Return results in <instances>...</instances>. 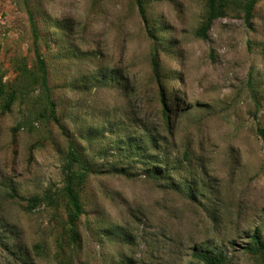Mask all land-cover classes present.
<instances>
[{
	"label": "rangeland",
	"instance_id": "374dc122",
	"mask_svg": "<svg viewBox=\"0 0 264 264\" xmlns=\"http://www.w3.org/2000/svg\"><path fill=\"white\" fill-rule=\"evenodd\" d=\"M0 0V264H264V0ZM33 17L59 122L45 114ZM159 63L158 74L153 59ZM88 164L74 240L62 188ZM16 192L18 196H14ZM42 202L28 209L27 198Z\"/></svg>",
	"mask_w": 264,
	"mask_h": 264
},
{
	"label": "trees",
	"instance_id": "16d2710c",
	"mask_svg": "<svg viewBox=\"0 0 264 264\" xmlns=\"http://www.w3.org/2000/svg\"><path fill=\"white\" fill-rule=\"evenodd\" d=\"M142 19L148 26V18L143 0H136ZM207 1V15L205 21L198 31V34L203 38L207 37L209 30L211 29L213 22L227 14L232 4H235L237 0H206ZM258 0H242V8L245 13V19L250 22L252 12L255 4ZM31 26L34 35V51L36 54V70L32 71L25 65L22 66L19 76L26 80V83L35 82L38 83L43 91L44 101L46 102L45 114L54 122H59V117L56 109V102L53 99L51 86L48 76V68L46 59L40 51L38 45L39 33L36 23L31 16ZM153 66L155 73L159 72V63L156 58L153 59ZM18 90L16 87L9 88L8 85L0 81V96H3L4 101L1 105L2 112L9 111L17 98ZM90 173V167L83 162L77 152L71 145L67 154V163L65 166V180L62 188L63 196L68 205V220L71 225L72 237L74 240L78 239V231L76 229V223L80 216L84 213V203L81 199V191L87 181ZM14 196H18L16 192H13ZM28 200V209L33 210L42 202L40 196L34 195ZM248 250L253 254L260 256L264 260V239L262 238L260 230L257 228L252 235V241L248 246ZM194 257L204 262L205 264H227L226 256L221 251H211L209 249H197L193 253Z\"/></svg>",
	"mask_w": 264,
	"mask_h": 264
}]
</instances>
